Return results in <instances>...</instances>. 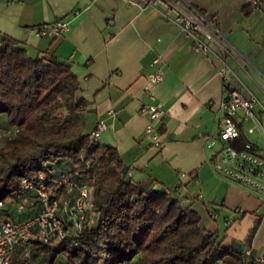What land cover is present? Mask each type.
I'll return each instance as SVG.
<instances>
[{"label":"crops","instance_id":"0c3cea01","mask_svg":"<svg viewBox=\"0 0 264 264\" xmlns=\"http://www.w3.org/2000/svg\"><path fill=\"white\" fill-rule=\"evenodd\" d=\"M180 1L214 19L212 51L195 50L164 3L144 7L129 0H0V35L16 39L32 57L46 54L69 65L79 83L76 96L85 101L84 131L105 122L95 140L118 150L131 182L172 191L198 213L201 228L219 234L224 247L243 243L255 227L243 246L252 253L246 261L264 264L258 260L264 258V175L233 180L215 167L220 142L208 145L221 128V59L234 70L232 86L264 105V1L249 15L241 7L250 0ZM61 18L68 28L56 34L50 27ZM41 26L47 28L39 34ZM155 57L159 62L152 64ZM156 68L163 78L149 83ZM154 101L165 110L160 147L145 134L147 118L139 112L143 102ZM234 120L240 137L264 156V110L255 105L247 117L238 110ZM6 128L2 113L0 129ZM31 249L32 243L28 256L19 248L11 264H40L42 253Z\"/></svg>","mask_w":264,"mask_h":264},{"label":"trees","instance_id":"16d2710c","mask_svg":"<svg viewBox=\"0 0 264 264\" xmlns=\"http://www.w3.org/2000/svg\"><path fill=\"white\" fill-rule=\"evenodd\" d=\"M250 0L244 15L260 7ZM69 65L43 54L32 57L13 37L0 35V114L15 132L0 146V199L19 189L20 177H35L44 161L64 158L82 169L94 188L96 221L61 241L57 250L38 240L33 253L53 264L61 253L67 264H249L244 245L223 246L216 231L200 227L198 213L172 191L131 182L118 150L102 145L83 129L85 101L77 98V76ZM246 141L232 145L242 149Z\"/></svg>","mask_w":264,"mask_h":264},{"label":"built area","instance_id":"2783aa9c","mask_svg":"<svg viewBox=\"0 0 264 264\" xmlns=\"http://www.w3.org/2000/svg\"><path fill=\"white\" fill-rule=\"evenodd\" d=\"M129 1L144 7L164 3L168 10L174 11L171 20L184 35L191 38L193 48L202 52L212 51L215 21L205 17L197 7L190 4L181 5L180 0ZM252 3L258 5L260 2L252 0ZM68 23L64 18L57 19L50 28L60 34L68 28ZM46 28L47 26L39 27V34L44 33ZM158 62V57L153 58L152 64ZM220 64L218 74L224 88L220 105L221 128L218 139H211L208 145L213 146L220 142L217 153L221 160L215 163L219 172L233 180L248 182L250 176L264 175V156L258 154L249 141L244 143L242 149L233 147L232 142L239 137V129L234 119L238 110H242L246 117L253 116V107L259 105L264 110V105L255 95L245 96L232 86L230 78L234 75V70L223 59ZM162 78L161 69L156 68L148 75L147 81L156 83ZM149 95L152 96L151 92ZM139 112L147 118L145 134L155 146L160 147L159 124L165 115L162 102H143ZM105 128V122L99 120L89 131L90 137L95 139ZM14 132L15 129H10L6 134ZM3 135L5 134L1 133L0 138ZM88 166L89 163L86 162L79 170L64 158L48 159L43 162L42 169L35 177L21 176L19 189L11 197L0 199V264H11L13 255L21 247L29 256L33 240L47 244L53 251L57 250L63 239L77 235L83 227L95 223L97 210L94 209V188L91 182L83 179ZM29 207L30 212L27 210ZM25 211L29 214L27 217H21ZM209 212L212 215L215 213L213 209H209ZM244 254L252 257L249 248L244 250ZM258 260L264 262V258Z\"/></svg>","mask_w":264,"mask_h":264},{"label":"rangeland","instance_id":"374dc122","mask_svg":"<svg viewBox=\"0 0 264 264\" xmlns=\"http://www.w3.org/2000/svg\"><path fill=\"white\" fill-rule=\"evenodd\" d=\"M2 132L0 131V134ZM7 141V138H4V135L0 138V146H2ZM53 264H67L65 257H62V255H58L53 261Z\"/></svg>","mask_w":264,"mask_h":264}]
</instances>
